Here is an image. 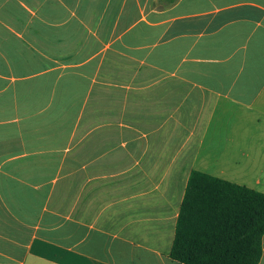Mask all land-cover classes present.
Returning <instances> with one entry per match:
<instances>
[{
	"label": "crops",
	"instance_id": "0c3cea01",
	"mask_svg": "<svg viewBox=\"0 0 264 264\" xmlns=\"http://www.w3.org/2000/svg\"><path fill=\"white\" fill-rule=\"evenodd\" d=\"M192 170L264 193V0H0V264H181Z\"/></svg>",
	"mask_w": 264,
	"mask_h": 264
},
{
	"label": "trees",
	"instance_id": "16d2710c",
	"mask_svg": "<svg viewBox=\"0 0 264 264\" xmlns=\"http://www.w3.org/2000/svg\"><path fill=\"white\" fill-rule=\"evenodd\" d=\"M264 193L192 170L169 257L181 264H258Z\"/></svg>",
	"mask_w": 264,
	"mask_h": 264
}]
</instances>
